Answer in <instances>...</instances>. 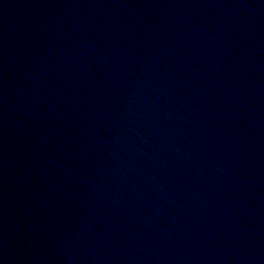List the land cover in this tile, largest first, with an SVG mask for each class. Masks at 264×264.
Masks as SVG:
<instances>
[{"label": "water", "instance_id": "obj_1", "mask_svg": "<svg viewBox=\"0 0 264 264\" xmlns=\"http://www.w3.org/2000/svg\"><path fill=\"white\" fill-rule=\"evenodd\" d=\"M0 264H264V0H0Z\"/></svg>", "mask_w": 264, "mask_h": 264}]
</instances>
